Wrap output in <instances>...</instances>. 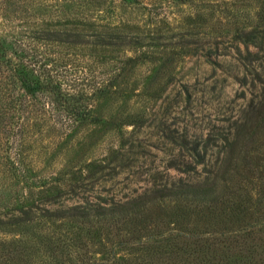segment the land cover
I'll return each mask as SVG.
<instances>
[{"label":"rangeland","instance_id":"1","mask_svg":"<svg viewBox=\"0 0 264 264\" xmlns=\"http://www.w3.org/2000/svg\"><path fill=\"white\" fill-rule=\"evenodd\" d=\"M88 2L0 0L14 61L57 54L69 31L88 41L64 46L90 78L109 70L66 132L0 73V264H264V0ZM226 166L214 201L157 199L122 222L62 215L219 182Z\"/></svg>","mask_w":264,"mask_h":264},{"label":"trees","instance_id":"2","mask_svg":"<svg viewBox=\"0 0 264 264\" xmlns=\"http://www.w3.org/2000/svg\"><path fill=\"white\" fill-rule=\"evenodd\" d=\"M66 1V0H61ZM100 1V0H99ZM103 1V0H101ZM117 1V0H106ZM143 3L158 2L164 0H136ZM166 1H186V0H166ZM80 5H86L88 0H75ZM64 34L65 37L60 36ZM69 35H75L73 32L58 31V53L51 55L52 52H34L33 50H26L25 53L20 54L23 63L19 60L14 61V51L8 46L0 43L2 55H7L6 64L0 65L4 73L5 69L10 71L13 81L19 83L20 87H25V99L32 101L34 98H43L42 102V118H48L52 114L55 115L56 121L61 123V127L65 130L78 123L80 120L90 114L91 99L95 95L102 93L108 85L109 70L104 68L102 74L98 79H92L87 74L86 66L80 65L79 50L67 51L64 45H79L80 43H87V40L80 38H69ZM102 43L109 41L100 40ZM97 45V43H94ZM47 54L46 56L42 55ZM36 68H34V66ZM28 66L36 69V78L28 77ZM30 68V69H31ZM107 70V71H106ZM106 71V73H104ZM25 74V75H24ZM74 74V79L72 75ZM105 74V75H104ZM3 75V74H2ZM73 80V81H70ZM76 82H75V81ZM30 106L33 105L31 102ZM30 107V111H31ZM33 113V112H32ZM234 173V167L226 166L221 174L220 181L211 184H195L183 183L174 187H165L154 190L147 195L128 200L126 202L118 203L110 206L93 205L86 208L72 207V210H64L63 216L75 217L82 221L86 219L95 218L94 221L103 219H113L116 222L129 219L134 213L144 211L148 205L157 199L167 198H183L214 201L219 198V184L225 183ZM251 223V222H250ZM252 224V223H251ZM247 227L250 224L246 223ZM81 232V231H80ZM94 262L96 260L94 259Z\"/></svg>","mask_w":264,"mask_h":264}]
</instances>
